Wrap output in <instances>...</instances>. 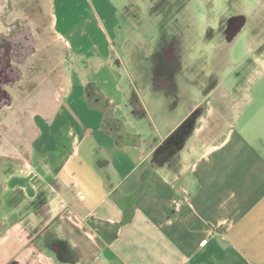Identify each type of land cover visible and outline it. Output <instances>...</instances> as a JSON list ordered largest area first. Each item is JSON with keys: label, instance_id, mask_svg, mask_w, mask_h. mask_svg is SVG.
<instances>
[{"label": "crops", "instance_id": "0c3cea01", "mask_svg": "<svg viewBox=\"0 0 264 264\" xmlns=\"http://www.w3.org/2000/svg\"><path fill=\"white\" fill-rule=\"evenodd\" d=\"M58 10L54 35L73 47ZM70 86L35 113L29 150L0 154V264H264L263 126L189 97L158 111L178 119L163 126L147 105L127 109L120 86L121 102Z\"/></svg>", "mask_w": 264, "mask_h": 264}, {"label": "rangeland", "instance_id": "374dc122", "mask_svg": "<svg viewBox=\"0 0 264 264\" xmlns=\"http://www.w3.org/2000/svg\"><path fill=\"white\" fill-rule=\"evenodd\" d=\"M0 1L8 21L4 42L19 69L0 102V154L29 150L35 113L54 111L70 85L78 97L83 84H92L118 102L120 86L127 109L146 111L147 105L163 126L178 119L168 121L158 111L189 97L209 111L238 110L232 119L240 127H264V0ZM55 6L76 31L73 47L54 35ZM29 31L32 40L25 41ZM24 60L27 65H20ZM157 80L167 87L154 92Z\"/></svg>", "mask_w": 264, "mask_h": 264}, {"label": "flooded vegetation", "instance_id": "af4514ba", "mask_svg": "<svg viewBox=\"0 0 264 264\" xmlns=\"http://www.w3.org/2000/svg\"><path fill=\"white\" fill-rule=\"evenodd\" d=\"M234 30L233 25L230 24L227 31L229 39L233 38L234 35L232 32H234ZM3 42L0 43V102L2 99L9 97L5 88L10 85L9 83L14 80V76L19 72V69L11 64L14 61V58H12L13 48Z\"/></svg>", "mask_w": 264, "mask_h": 264}]
</instances>
